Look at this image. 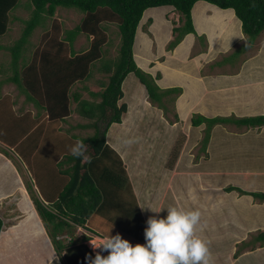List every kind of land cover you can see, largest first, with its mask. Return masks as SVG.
<instances>
[{
	"label": "rangeland",
	"instance_id": "374dc122",
	"mask_svg": "<svg viewBox=\"0 0 264 264\" xmlns=\"http://www.w3.org/2000/svg\"><path fill=\"white\" fill-rule=\"evenodd\" d=\"M23 12L27 13L24 10ZM24 13L23 16L26 15ZM158 15L160 26H157L156 34L162 32L164 34V27L166 26L162 21L163 17L168 28L172 26L173 29L174 26L180 24V14L172 8L167 9L164 15ZM26 17L28 18V15ZM82 17L83 13L77 10L60 8L56 11L52 21L63 29H70L78 24ZM148 18L140 21L139 28L142 30L140 37L141 35L145 37V41L140 42L141 38H138L134 42L135 45L137 43L136 49L138 50L134 58H136L135 61L139 64L138 66L154 78L157 73H160L161 76L156 78V83L160 88H163L161 86L167 88L170 86L166 80L167 74L171 73L172 66L166 64V61L178 60L177 57L185 58L184 46L176 52L175 56L172 55V50H168L167 45L174 37L173 30L172 37L166 41V44L162 46L155 44L152 37L153 33L146 30L151 22ZM236 20L239 21L238 18ZM14 25L16 30L12 33V37L15 39L21 36V33L18 32L21 27H24V24L16 22ZM102 25L106 27L108 36V42L102 48L103 56L94 62L89 78L76 81L70 89L71 93L80 94L79 98L91 102L100 101V96H92L90 93L101 92L108 83L111 72H104L103 65L107 61L117 58L120 44L117 24L103 22ZM45 32L37 29L33 34V46L36 47V52L48 49V47L45 48L47 46L45 39L42 38V43H39L41 42V34H46ZM62 37L60 32L59 38ZM92 38L93 36L87 35L78 37L75 41L74 50L76 52L86 51L90 47ZM256 43L254 42L255 46L252 44V50L247 52H245L247 49L244 47L247 44L246 41L236 43L230 54L220 52L218 56L219 59L222 55L227 54L226 56H230L229 58L235 59L237 57L238 59L244 52V57L251 55L256 50L261 53L255 60H232L224 65V68L231 73H237L242 66V74L218 77L216 83L219 86L217 89L225 88L222 91L225 93L228 91L236 92L232 91L235 88L240 89L238 93L244 95V98L250 96L253 101L255 98L261 101L252 105L248 100V103L239 104L235 102L238 100L229 99V103L224 102L228 106V110L224 114L254 116L264 112V109L259 108V105L264 103V31L258 36ZM193 44L189 47L186 57L191 56L192 52H196L204 46L203 42L198 41L192 48ZM33 50L28 48L27 51L32 55ZM3 55L2 60H8V53ZM145 55L149 59H143ZM22 59L27 60V57ZM210 67L207 66L206 71ZM191 68L195 69L193 65ZM220 68L222 69V67ZM122 90L123 97L118 101V104L126 103L127 111L121 115V123L111 125L106 134V142L120 154L122 158L121 167L124 170L120 167L117 168L123 176H126V184L129 185V188L127 190L122 189V191L120 189V193H114L113 195L117 196H114L113 199L123 198L125 199L124 202H128L127 197H131L137 204L141 199L142 206L146 204L145 207L153 210L159 207H176V202L177 204L179 202L180 208L185 210H199L201 213L199 225L208 221L205 228L200 231L201 235L199 236L209 242V251L214 255L216 254L214 262L216 260L219 264H227L226 258L229 256L227 252H230V249H233L232 256L235 257L238 254L241 255L243 251H247L245 249L250 248L248 247L249 240H252L254 234L262 232L260 230L261 225L258 229L253 230L252 228L250 230L248 224L259 220L260 222L264 221V205H260L258 207L260 210L254 212L248 205L253 202L252 196L241 195L236 190L228 192L225 189L228 186H237L246 191L264 192V132L262 133L261 129L257 130L251 127L219 124L211 129L210 140L203 146L205 124L193 126L190 120L195 113L207 117H211V113L202 112L198 108L183 110L186 98L181 99L182 102L179 101L180 109L177 106L178 102H174V109L168 103V111L164 113L163 110L148 100L145 87L133 73L126 76ZM4 91L11 94L16 93L17 89L11 86V88H5ZM209 96H212V93L205 94V97L210 99ZM1 99L3 100V98ZM20 99L23 101V97ZM53 100L55 101V99ZM3 101L4 105L0 106V149L7 150L10 157L0 152V186L1 189L7 190L6 194H0V218L3 225L4 223L11 225L23 216L28 217V213L32 214L27 205H30L32 211L35 212L36 220L39 218L31 193L26 188V182L31 184L33 194L48 204L44 200V194L50 193L52 190L55 191L57 189L55 185H58L59 182L63 185L67 180L66 176H60V171L66 169L68 165L63 163L61 167L58 166V163L64 160L62 151H66L70 147L66 143L70 141L73 144L79 138L92 135L93 128H84L80 125L90 124L94 122V119H88L78 114L79 106L78 102L74 100V96L69 98L70 115L64 119L52 118L50 110L47 112L48 106L44 98H42V110L38 111L36 105H33L28 112H13V108L7 103V100L5 101L4 98ZM174 112L178 116L177 121ZM21 118H23L22 125L24 127L17 126V123L14 125V120ZM71 135H76V138H72ZM26 137V141L29 142L26 146V154L23 153L19 157L18 148L11 145L16 141H23ZM60 140H64V143ZM126 140L134 142L125 143ZM67 153L68 151H66ZM87 157L88 155L85 154V158ZM14 168L17 170L15 176L12 175L11 171H8V169L14 170ZM51 172L54 173L55 185L47 181ZM43 182L47 184L42 188ZM168 183H170L169 186H167ZM49 185L52 188L50 191L48 190ZM23 186L26 192L23 190ZM102 186L108 188L107 184ZM104 194H107V191ZM109 194L111 195V193ZM24 196H26V204ZM110 198L112 197L110 196ZM254 203H258V201H254ZM218 204L223 206V217L216 212L219 208V206L216 207ZM230 204H233L234 210H232L235 215H239L242 226L240 230L231 221L232 217L227 214ZM209 208L214 209V211H210ZM209 212L214 217L217 214L223 221L231 218L227 222L229 227L216 224L215 219L208 216ZM151 214L153 215L154 212L151 211ZM166 214V209H162L159 217H164ZM98 216L102 221H106L115 218L116 215L108 209L101 210ZM209 217L212 221H209ZM6 219L7 221H5ZM79 229L80 227H77L74 232L77 234ZM199 230L200 228L197 226L196 231ZM227 234L233 237L226 238ZM23 239L12 238L9 240L3 251L2 263L0 264H41L49 260L52 254L46 251L44 246L42 253L37 252L35 248L39 250L38 245L31 244V246L26 247L23 244ZM40 253L41 256H39ZM263 260L264 258L261 257L247 255L240 258L239 262H235V264H258Z\"/></svg>",
	"mask_w": 264,
	"mask_h": 264
},
{
	"label": "trees",
	"instance_id": "16d2710c",
	"mask_svg": "<svg viewBox=\"0 0 264 264\" xmlns=\"http://www.w3.org/2000/svg\"><path fill=\"white\" fill-rule=\"evenodd\" d=\"M20 0H0V36L7 31L8 22L10 21L9 12L15 9ZM31 4V13L29 17L23 20L24 27L21 36L8 47L11 54L13 67L16 69L19 58H25L27 49L23 45L33 33L37 26H42L46 29V35L49 37L48 49L43 52L35 50L33 60L42 58L46 60L48 65L42 67V75L37 68H31V88L33 95H29L33 103L40 107L36 99V89L41 83L47 82V68L51 65L55 76L63 75L65 90L62 95H49L50 99H55L53 104L54 110L51 108V103L48 107L53 119H64L70 115L69 99L67 90L70 85L76 81H83L89 78L90 65L93 62L101 59L103 56L102 48L108 42L106 27L103 22H113L117 24L120 44L118 48V56L115 60L107 61L103 68L106 72H111L108 83L101 92H91L92 96H100L99 102H91L86 99H81L80 94L74 93V100L78 102V114L94 119V122L87 125H80L84 128H93V134L79 140H83L88 155L80 158H74L66 151L63 161L58 163L62 166L67 164V168L60 171V176H66L65 184H56L54 173H50L47 181L56 186L53 191L51 186L48 190L50 193L45 195L44 201L34 195L32 186L26 182V188L30 191L34 206L38 215L46 229L55 252L58 254L60 261L63 264H87L85 256L89 259L94 257L91 250L85 245V240L89 239L87 231L92 230V226L101 219L98 216L101 210H112L115 218L106 220L110 229L115 230L120 234L123 226L127 234L133 237L134 244L142 243L144 240V219L141 215L137 202L127 197L125 199H113L114 193H120V189L127 190L129 185L126 184L127 178L123 176L117 167H121L122 158L120 154L109 146L106 142V134L114 123H121V115L127 111L126 103L118 104V101L123 97L122 83L126 76L133 73L139 82L145 87L148 100L164 113L168 111V103L174 109V102L182 93L181 87L160 88L156 83V78L161 75L157 73L154 78L150 73L142 70L136 63L133 52L135 41V33L138 24L142 18L143 12L150 7L172 6L180 14V24L173 27V40L169 42L168 50H172L188 33L197 35L193 26L192 8L197 1L200 0H29ZM213 4L221 9H233L235 16L241 22V30L245 36L246 49L251 47L258 36L264 31V0H202ZM58 8L74 9L83 13L81 21L71 29H64L63 38L59 39L60 29L57 24L52 21ZM16 19V17H15ZM219 16L216 15V21H219ZM52 21V22H51ZM205 18L201 11L195 14V25L198 29L205 27ZM80 34L93 36L90 47L86 51L76 53L74 50V41ZM199 42L204 44L205 37L198 36ZM205 46V45H204ZM51 48V49H50ZM53 52V53H52ZM42 55V57H41ZM226 56L225 60H221L220 64H228L232 61ZM30 70V68H29ZM41 70V69H40ZM62 72V73H61ZM43 76V79H41ZM63 76H59L62 79ZM7 76V80L16 83L21 91L25 92L22 82L18 75ZM44 87L46 86L43 85ZM62 99L63 101H60ZM58 100V101H57ZM62 105V106H61ZM59 106H61L59 108ZM63 107V110L61 108ZM57 109V110H55ZM176 121L178 116L174 112ZM191 124L199 126L205 124V134L203 137V146L210 140L211 129L216 125L234 124L246 128H255L264 126V114L254 116H213L207 117L195 113L191 116ZM76 135H71L76 138ZM64 143V140H60ZM66 144L70 146L72 143L68 141ZM15 147L14 145H11ZM18 155L21 157L26 154L27 147L24 145L16 146ZM35 147V146H33ZM36 148V147H35ZM0 152L5 156L10 157L7 150L1 148ZM106 161L109 164H106ZM124 170V169H123ZM46 181V182H47ZM58 182V180H57ZM47 183H42V188ZM108 185V188L102 185ZM230 192L236 190L241 195H250L253 198L264 202V192L261 191H246L237 186H228L225 189ZM107 191V194L104 192ZM111 193V195L109 194ZM128 195V194H127ZM110 196L112 198H110ZM25 204H26V196ZM113 199V200H112ZM112 200V201H111ZM122 200V201H121ZM29 211L28 217L36 221V214L32 211L30 205H27ZM30 206V207H29ZM152 209V208H151ZM102 221V220H101ZM3 226V221L0 218V231ZM34 226V225H33ZM80 227L77 234L74 230ZM81 228L84 231H81ZM10 231V233H9ZM12 227L3 232L0 237V263H2L3 251L10 240ZM76 231V230H75ZM255 241L264 242V232H259L252 238L248 244ZM247 245V244H246ZM3 248V249H2Z\"/></svg>",
	"mask_w": 264,
	"mask_h": 264
},
{
	"label": "crops",
	"instance_id": "0c3cea01",
	"mask_svg": "<svg viewBox=\"0 0 264 264\" xmlns=\"http://www.w3.org/2000/svg\"><path fill=\"white\" fill-rule=\"evenodd\" d=\"M171 8L174 9L172 6H169V5L160 6L158 8L157 7H150V8H147L143 12V15L141 18V20H142L144 18L149 17L148 20L151 22H150V25L148 26L149 28L147 27L148 29L146 28V30L151 31L153 33L152 37L154 38V42H155V44H158L159 46L166 44V41H168L172 37V26H171V28H168L166 25L167 23L165 22V20H163L164 19V17H163L162 21L166 26V27H164V30H165L164 34H163V32L156 34V28H157V26H160L158 23V21H159V17H158L159 15L158 14H161V16H162V14L164 15V12H166L167 9H171ZM58 9H60V8H58ZM20 10H22V12H20ZM23 10L27 13H24ZM198 11H201L203 13V16H204L205 21H206L205 27L202 29H198L195 25V14ZM18 13H19V15H18ZM23 13L26 15L23 16ZM30 13H31L30 1L29 0H27V1L26 0H20L17 7L9 12L10 21L8 22L7 31L3 35L0 36V54H1V56H0L1 57L0 58V106L4 105L3 100L5 98V101L7 100V103L10 104L11 107L13 108L12 109L13 112H28L32 108V106L35 105L31 99H28V94L31 96L33 95V90H32L31 85H30V83L32 81L31 80V75H32L31 74L32 73L31 68H33V67L35 69L37 68V71H39L40 75H42V71L44 72V70H42V67L45 65H48L45 62L46 60H42V58H43L42 55H41L42 58H39V56H38L37 60H33V57L35 56V50H36V47L33 46L34 45L33 39H32L33 34H34L35 30H37V29L41 30L43 33H44V31H46V29L42 28V26H37L34 29L31 36L28 38L27 42L23 45V47L27 50H28V48L34 49L32 51V55H30L27 51V53H26L27 56L25 55V57H27V60H23L21 57L19 59H22V60H18V65H17L16 69L13 67V63L11 60V54L7 48L14 45V43L19 39V37L15 38V39L12 37V33H14V31L16 30L14 24L16 22H22L23 20L27 19L26 16L28 15V17H29ZM191 13H192L193 24H194L195 31H196L197 35H195L193 33L186 34L183 37V39L172 49V55L175 56L176 52L179 49H181L182 46H184L183 52L185 54L184 57L186 58V60H184L185 58L177 57L178 60L171 59V60L166 61V64H169V66H172L171 67L172 71H171V73L167 74V79H166L170 85L168 87L170 88V87L176 86V87H181V89H182V93L175 100L176 102L179 103L177 105L178 108L179 109L181 108L180 102H182V101H180V100L181 99L183 100V98H186L185 99L186 104L184 105L183 110H185L187 108H189V109L198 108V110L200 109L202 112L211 113L212 115H210V116L213 117V116H217V115L229 116L226 113L224 114V112H227V110H228V108H227L228 106L225 105L224 102L229 103V99H232L233 101L238 100L235 102H237L239 104L244 103V102L248 103V101L251 102L250 104H252V105H256V103H258V102L260 103L261 101L257 100L256 98L253 101L252 100L253 98H250V96H246L244 98V95H240L238 93V90H240V89H236V88H235V90L232 89V91H236L233 93L230 91H228L226 93L222 92L225 90V88L217 89L219 86L216 83L218 80V77H224L227 75L228 76L229 75L230 76H238V75L242 74V70H241V68H243L242 66L240 67V69L237 73L236 72L231 73L229 70H226L224 68V64H220L221 60L226 59L225 57L227 54L224 56L222 55L218 59L220 52H223V53L228 52V54H230L232 49L234 48L233 46L236 43H239V42L242 43L243 41H245V36L242 33L241 26H240L241 22H240V20L239 21L236 20L237 17L235 16L233 9H221V8H219L213 4H210L206 1L200 0V1H197L195 3V5L192 8ZM216 15L219 16V18H220L218 22L216 21ZM15 17H16V19H15ZM218 23H219V26H217ZM139 24H140V22H139ZM139 24H138V27H137L136 33H135V41L138 40V38H141V40H140V42H141L142 40L145 41V37H142V35L140 37V33H142V30L139 28ZM22 29L23 28L21 27V29L19 30L18 33H22ZM59 29H60L61 35H63V31L66 28L63 29L59 26ZM43 33L41 34V39H40L41 42H39V43H42V38H43V39H45L47 46H48L49 37ZM82 35H84V34L78 35L76 37V39ZM201 35H203L205 37V40H204L205 46H202V49H200L196 52H192L191 56L189 55L188 57H186L189 47L194 43L193 47H192V48H194V45L199 41L198 36H201ZM59 37H60V33H59ZM59 39H61V38H59ZM76 39H75V41H76ZM194 39H195V42H193ZM75 41L73 43L74 47H75ZM147 44H148V42H147ZM255 44H257L256 41H255ZM255 44H254V46H255ZM134 45H135V43H134ZM134 45H133V52H134V55H136V52H138V50L136 49L137 43H136L135 47H134ZM207 45H208V48H207ZM47 46H45V48ZM214 50H215V53H214ZM251 50H252L251 47H248L245 52L251 51ZM139 51H140V47H139ZM41 52H43V51H41ZM79 52H81V51H79ZM245 52L242 53L238 59L236 57L235 59H230V60H255L261 55L260 51L256 50L255 52L251 53V55H247L246 57H244L243 54H245ZM2 53L3 54L8 53V60H2V57H4V55ZM76 53H78V52H76ZM241 56H243V57H241ZM143 59L146 60V59H149V57L148 56L146 57V55H145V57H143ZM135 60H136V58H135ZM3 65H4V67H3ZM93 65H94V62L92 65H90V71H91ZM137 65H139V64H137ZM192 65L195 68L194 70L191 68ZM50 66L51 65H49V67L47 68V73H48L47 82L41 83L40 87H38V89H36L37 92H36L35 96L37 97V100L40 104V107L35 106L36 109H38V111L42 110V108H41L42 98H44L45 103L47 104L48 107L51 103L52 104L51 108H52V110H54L53 104H55V107H57V104L55 103L56 101L50 99L49 95H54V94L62 95L64 90H65V84L62 83L64 81V76L61 74L58 76H55L56 74H55V72H53L54 68H51ZM207 66H211L210 69H208V71H206ZM220 67H222V69ZM29 68H30V70H29ZM223 68H224V70H223ZM104 72H106V71L104 70ZM15 75H18L19 78H21V80H24L22 82V85H23V88L25 89V92L21 91V89L19 88V86L16 83H14L11 80L8 81L6 78L7 76H14L15 77ZM59 76H63L62 79H59L58 78ZM14 77L12 78L13 80H15ZM41 79H43V76H41ZM74 83H72L70 85V87H68V90H67L68 99L70 98V96L75 95L74 93H71V91H70V89ZM45 84H46V86L44 87L43 85H45ZM122 85H123V83H122ZM11 86L17 89L16 93H11L12 96H11L10 92L4 91L5 88H7V87L11 88ZM232 86H230V87H232ZM161 87L165 88V86H161ZM209 93H212V96H209L210 99L208 97L207 98L205 97V94L208 95ZM22 97H23V101H22V99H20ZM1 98H3V100ZM60 101H63V100L60 99ZM48 103H49V105H48ZM21 104H22V107L20 108ZM263 105H264V103L259 105V108L264 109ZM61 106H59V108ZM19 108H20V110H19ZM49 110L50 109H48L47 112ZM55 110H57V109H55ZM61 110H63V107L61 108ZM259 114H264V112H261ZM259 114H256V115H259ZM243 116H249V115H241V114L237 115L236 114V117H243ZM48 117H49V115H48ZM16 123H17V126L24 127L22 125L23 124V118H21L19 120H14V125H16ZM114 124H119V123H114ZM31 128H32V124H31ZM255 128L257 130L261 129L262 133L264 132V126L255 127ZM26 139H27V137L21 142L16 141L13 143V145L14 146H21V145L23 146L24 145V149H25V147L29 143L28 141H26ZM13 150L15 152V149H13ZM0 157H1V154H0ZM8 171L9 172L11 171L13 176L17 175L16 168H14V170L8 169ZM169 184L170 183H168L167 186H169ZM23 190L26 192V190L24 189V186H23ZM6 191L7 190H5V189H1V186H0V194L4 195V194H6ZM8 191H11V190H8ZM253 191H255V190H253ZM261 192H263V191H261ZM252 201L253 202L249 203L248 205L250 206V208L254 212H258V210H260V209H258V207H260V205H264V202H261L255 198H253V197H252ZM254 201H258V203H254ZM138 203H139L138 207H139L141 215L144 219V226L146 228L148 218L149 217H159L161 211L158 213L154 212V214L152 215L151 210L148 209L147 207L145 208L146 204L144 206H142L141 199L139 200ZM175 204H176V207H180L179 202H178V204H177V202ZM232 205L230 204L228 206L229 208H228L227 214H228V216L232 217L231 221H233V223L236 224L239 227L238 229L240 230L242 228L240 218H239V215L238 216L235 215ZM218 206H219V208L217 209L216 212H218V214L223 217V211H222L223 206L221 204H218L216 207H218ZM160 208L161 207L156 208V209H160ZM145 210H146V213H145ZM209 210L214 211V209H211V208H209ZM215 215H216L215 216L216 218L212 215V213H210V212L208 213V216L215 219L216 224H223V225H226L227 227H229V223H227V222L231 218L230 219L227 218L226 220L223 221L220 216H218L217 214H215ZM210 217H209V221H212V219H210ZM5 221H7V219ZM41 222L42 221H41L40 217L36 221H34V219L23 216L21 219H19L14 224L6 225L7 223H4V225L2 226V229L0 231V237L4 231H6L7 229H10V227H12L10 239H12V238L22 239V238H24L23 244L26 247L31 246V244L38 245L40 251L37 248H35V251H37V252H41L42 248L44 246L46 251L50 252L51 254L54 253L53 259H52V264H63L60 261L58 254L55 252L53 245L50 241V238L46 232V229H45L44 225H42ZM207 222L202 223L201 225H198V228H200V230L196 231V235H198V236L201 235L200 231L205 228V224ZM248 225H249L250 230H252V228H253V230L258 229V227H260V225H261L262 228L260 230L262 232H264V229H263L264 228V221L260 222V220H259L258 222H253V223L248 224ZM91 228H92V230H91L92 232L97 233L98 237L92 236L95 239H99V242H97V244H99L103 239L107 238L108 232L110 235H115V233H116L114 229L109 228L108 224H106L105 221H101V220L98 221V223L94 224ZM109 229H110V231H109ZM125 229H126V227L123 228V226H122V228L120 230V236L122 238L128 240L131 244H134L133 237L128 235L127 234L128 230H125ZM81 231H84V230L81 228ZM91 231L89 230L87 232H91ZM9 233H10V231H9ZM257 234H254V236H256ZM234 236H236V235H234ZM230 237H233V236H231L230 234H227L226 238H230ZM143 243H145V237H144V240L142 241L141 244H143ZM251 246H254V247H251ZM248 247H250V248L245 249L247 251H245V252L243 251V253L241 255L238 254V256H236V257L232 256L233 255V249H230L231 251L227 252V254L229 256H227V258H226V260H227L226 263L227 264H235V262H239L240 258L245 257L247 255H253L255 257L264 258V242L261 243V242L255 241L252 244H248ZM91 252L95 256V254L97 252H101V250L98 247L97 252H94V251H91ZM41 253L39 256H41ZM101 255H107V252L106 251L101 252ZM215 257H216V254L214 255V253L213 254L210 253V264H219L216 260L214 262ZM48 261L45 263H41V264H48ZM258 264H264V260L259 262Z\"/></svg>",
	"mask_w": 264,
	"mask_h": 264
},
{
	"label": "clouds",
	"instance_id": "9594fccd",
	"mask_svg": "<svg viewBox=\"0 0 264 264\" xmlns=\"http://www.w3.org/2000/svg\"><path fill=\"white\" fill-rule=\"evenodd\" d=\"M85 151L83 140H76L69 147V154L74 158L84 156ZM162 209H166V216L148 218L144 229L145 243L131 244L119 233L110 235L108 232L107 238L97 245L92 244L99 247L101 252L106 251L107 255L97 251L91 259L86 255L87 264H210L209 242L196 235L200 211L180 207L150 210L158 213ZM88 235L89 239L84 242L86 246V241L95 239L92 236H97V233L91 231ZM95 241L99 242L97 239ZM53 254L48 264H52Z\"/></svg>",
	"mask_w": 264,
	"mask_h": 264
},
{
	"label": "built area",
	"instance_id": "2783aa9c",
	"mask_svg": "<svg viewBox=\"0 0 264 264\" xmlns=\"http://www.w3.org/2000/svg\"><path fill=\"white\" fill-rule=\"evenodd\" d=\"M95 240H96V239H91V240L86 241L87 246H88L90 249H92L94 252H96L97 249H98V247H93V245H92V244L97 245V243H96ZM98 240H99V239H97V241H98Z\"/></svg>",
	"mask_w": 264,
	"mask_h": 264
}]
</instances>
